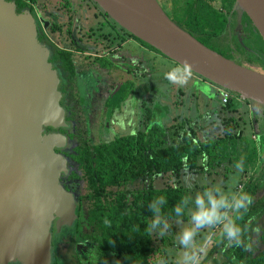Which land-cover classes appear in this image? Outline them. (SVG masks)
<instances>
[{"label":"water","instance_id":"1","mask_svg":"<svg viewBox=\"0 0 264 264\" xmlns=\"http://www.w3.org/2000/svg\"><path fill=\"white\" fill-rule=\"evenodd\" d=\"M118 27L210 87L264 109V75L199 43L167 17L156 0H90ZM264 43V0H235ZM58 79L36 24L0 0V264H50L51 232L71 227L72 196L60 183L65 143L45 129L64 128ZM217 89V92L213 91ZM205 100H208L207 98ZM52 224V225H51Z\"/></svg>","mask_w":264,"mask_h":264},{"label":"trees","instance_id":"2","mask_svg":"<svg viewBox=\"0 0 264 264\" xmlns=\"http://www.w3.org/2000/svg\"><path fill=\"white\" fill-rule=\"evenodd\" d=\"M6 1L14 2L17 8L25 6V0ZM234 2L193 0V4L185 10L186 24L178 26L212 51L211 46L230 32L237 51L258 58L264 68L261 36L246 14H242V22L247 24L245 34L242 36L237 31L242 23L233 10ZM223 10H226V14L222 13ZM248 27L253 31L250 35L256 38L259 48L255 42L248 41ZM235 33L238 37H235ZM245 45L249 49L245 50ZM214 52L237 63L233 58ZM242 67L251 69L249 66ZM230 95L232 99L234 95ZM225 106L229 108L228 104ZM189 121L183 120L165 128L158 126L153 119L147 134L118 139L111 145L94 148L92 154L87 150L80 154L79 163L93 193L87 215L97 235L95 240L98 242L100 264H108L111 256L116 257L119 264H152L153 254L165 252L171 244L168 240H161L163 250L153 246L152 233L145 231L146 224L152 218L148 203L163 196L166 204L161 206L162 212L170 214L178 201L187 195L186 189L181 186L155 189L153 180L159 176L179 178L183 171L216 169L221 166L222 159L228 158L236 150L241 134L231 135L228 125L233 122L232 119L227 121L222 138L204 141L199 140L197 134L187 126ZM202 158H205L204 168L199 165ZM263 181L244 183L243 188L252 195L253 202L238 223L242 227L247 226L245 241L251 245L250 248L232 247L221 239L218 232L217 237L208 240L207 254L201 264H264V191L259 189ZM138 183H142L141 188H137ZM170 221L188 222L187 215L180 218L169 216L167 223Z\"/></svg>","mask_w":264,"mask_h":264},{"label":"flooded vegetation","instance_id":"3","mask_svg":"<svg viewBox=\"0 0 264 264\" xmlns=\"http://www.w3.org/2000/svg\"><path fill=\"white\" fill-rule=\"evenodd\" d=\"M36 1L25 0L23 8L16 6L15 8L17 14H30L36 24L38 42L46 43L50 49L48 62L58 79L59 105L64 111L65 126L57 130L45 129V134H59L65 139L62 148L55 149L54 152L66 161L67 174L61 176L59 181L63 189L72 196L75 204V218L71 227L61 228L58 234H54L53 227L50 229V264H88L89 258L87 261L81 259L83 255L79 253L82 250L80 243L86 244L87 247L93 246L94 256L90 264H100L97 253L98 242L95 240L97 235L90 226L87 215L92 205L93 193L88 186V178L81 169L80 154L86 150L92 154L94 148L111 145L118 139L147 134L153 125L155 113L160 112L166 106L165 101L162 102L165 98L162 91L158 95L160 99L162 98L160 102L153 99V81L157 79L156 84L162 86L161 83L169 81L170 78L176 90L174 97L180 96L179 92L183 82L174 72H171L167 79L163 64L160 63V61L163 62L162 58L167 59L118 27L90 0V2L79 3L83 15L79 11L75 13L73 0H64L63 11L66 14V22L61 26L54 24L53 31H50L48 35L40 31L38 27V16L34 10ZM156 2L176 25L184 24L186 21L185 10L180 18H175L173 13L174 7H177L178 3L183 0H156ZM185 3L188 8L193 4V0H186ZM222 13L226 14V10H223ZM80 15L83 17L79 18ZM242 16L239 20L242 25L238 27L237 31L243 36L245 29L247 30V24L242 22ZM53 18L56 19L57 16L54 15ZM250 31L248 27L246 32L248 36H251L250 33L253 32ZM60 34L65 36L64 40L62 39L63 48L53 42ZM228 34L232 37L230 32ZM235 37H238L237 33H235ZM52 38L54 39L52 40ZM197 82L205 84L200 80ZM82 92L84 93L83 97L81 96ZM217 93L220 97V93ZM83 100L87 101V110L83 108L81 103ZM172 102L174 103L175 100ZM252 106L254 113H246L249 119L246 122L250 124V126L248 124L249 128L253 123L255 131L257 121L260 124L258 113L264 114V109L256 105ZM130 113L132 115H129ZM239 113L245 116V112L239 111ZM252 115H254L253 119ZM79 116L85 122L89 119L102 121L99 122L97 131L102 135V142L91 144L88 138H83L79 144L71 146L75 138L74 130ZM131 116H133V121L125 123L126 119ZM225 123L226 120L220 123L223 132L227 129ZM164 127L168 128L166 124ZM89 131L88 128H85L86 135ZM263 131L264 129H261L257 132L262 133ZM220 136L218 138H222L224 135ZM253 142L255 145V137ZM258 142L256 147L261 148L262 143L264 144V134L260 135ZM263 171L264 164L259 171L252 169V179L249 178L245 183L264 180ZM141 187L142 183H138L137 188ZM259 189L264 191V181L259 184ZM108 264H119V261L116 257L111 256Z\"/></svg>","mask_w":264,"mask_h":264},{"label":"rangeland","instance_id":"4","mask_svg":"<svg viewBox=\"0 0 264 264\" xmlns=\"http://www.w3.org/2000/svg\"><path fill=\"white\" fill-rule=\"evenodd\" d=\"M74 1V6H75V13L79 11V13L81 12L82 14V9H80V5L79 3L82 2H90L89 0H73ZM186 0L183 2L178 3L177 7H174V16L175 18H180L183 15L184 10H186V6L187 4L185 3ZM65 4L64 0H37L35 5H34V10L38 16V27L40 29V31H42L45 34H50V31L52 32V26L54 24H56V26H61L62 24H65V18H66V14H64L63 11V6ZM85 6V5H84ZM219 5H215V7H218ZM89 7V6H88ZM84 9V8H83ZM166 10V9H165ZM168 15L171 16V14L167 11ZM57 16V20L54 17V15ZM83 15V14H82ZM80 15L79 18H82L83 16ZM172 18V16H171ZM184 24H186V21L184 22ZM55 38V37H54ZM52 38V40L54 39ZM63 38H65L64 34H60L58 35V37H56L53 42L56 43L58 45V47L63 48ZM63 39V40H62ZM217 44L214 46H211L212 49H214V51L219 52L222 55H225L227 57H230V59H234L237 63H239L240 65H244V66H249L252 70H254L255 72H258L260 74L264 75V68L261 64V61L258 58H254V57H250L246 54H241L239 51H237V49L235 48V44H234V39L233 37H231L229 34L227 35H223L221 37V39L217 40ZM250 42H255L256 38L254 36H250L249 40ZM42 45V47H44L48 54H49V47L46 43H40ZM250 45L249 43L246 42V45ZM256 44V42L254 43ZM245 45V46H246ZM253 47V46H252ZM256 47L259 48V46L256 44ZM245 50L249 49L246 47H244ZM258 53V52H257ZM162 58V57H161ZM167 59V58H166ZM232 59V60H233ZM163 62L160 61L161 64H163L164 67V73L165 76H167V79L170 75L171 72L176 73L177 75H179V79L182 83V85H186L185 87H181V90L179 92L178 97H174V94L176 92L175 88L173 87V83H171L172 81L170 80V78L168 79L169 81L166 82H162L161 85L156 84V80L153 81V99L157 102H160V99L158 96L159 92L162 91V94H164L167 99L166 102L169 104H172L171 102L175 100V102L178 100V98L180 99V97L182 96V98L180 100L184 101L185 103L189 102L190 98H193L192 101H195V98H199V99H203L205 100L206 98L208 99L207 101H209V97L205 95V93L202 91V89H206L207 91H209V89H211L210 87L206 86L205 84H201L199 82H197L196 78H194V76L188 72H186L184 69H182L180 66L175 65V63H173L170 60H165L164 58H162ZM236 63V64H237ZM182 89H184L185 91H182ZM158 90V91H157ZM195 90V91H194ZM157 93H156V92ZM194 91V97L192 96V92ZM213 91L216 92L217 89L213 88ZM164 92V93H163ZM166 92H168V94H166ZM218 94V93H217ZM81 96H84V93H81ZM238 97L233 96V99H236ZM82 99V98H81ZM163 102V100H162ZM83 104V108L84 110H87V101L83 100L81 102ZM246 103V102H245ZM253 105V104H252ZM240 107V106H239ZM166 110V111H165ZM79 112V111H78ZM167 112V113H166ZM170 112H174V109L170 110L169 107H164L163 109L160 110V112H156L154 115V120L155 123L158 126L164 127L166 124V127H170L172 125H175L177 122H181L183 120H173L172 114ZM176 112V110H175ZM179 113V112H177ZM248 114V113H247ZM246 113H244L245 116H242L240 113L235 112V114H233L232 120L233 122L231 124L228 125V127H230V132L231 135H237V134H242V138H240V143L241 145L236 147V150H234L231 154L229 155L228 158L226 159H222L221 161V166L219 167V169H210L208 168L207 170H203V171H199V170H195V171H183L181 173V175L178 177H174V176H159L157 178H155L152 182V186L155 189H162L168 186L171 187H178L181 186L184 189H186L187 195H193L196 191L200 190L203 186H206L208 184H220L221 187L225 188V190H230V191H235L238 189H242L245 186V182L248 181V179H252L253 176V171L251 172V170H255V171H259L260 168L262 167V164H264V162L262 163V161L264 160V144L262 143L261 148L259 147L258 150V155L252 150V148L255 147L254 142L252 141L253 138L251 137V132L254 134H258L259 136L264 134V131L262 133H258L257 131H260L261 129H264V114L263 113H258L259 114V122L260 124L256 123L255 127L256 130L253 129V123L251 125L250 128H252L251 132L249 131L250 128L248 127V124L246 121L249 120L248 119V115ZM256 114V113H255ZM129 115H132V113H130ZM180 116H182V111H180L179 113ZM205 115V113H204ZM254 115H252V119H253ZM79 120L76 121V127L74 130V134H75V138L72 142L71 146H76L77 144H79V142L83 139V138H88L91 141V144H98L100 142H102V135L97 133L98 131V124L99 122L102 121H98L95 119H89L87 120V122L82 121L81 116L78 117ZM127 121H125V123H127L128 121H133V116L128 117L126 119ZM122 123V122H121ZM221 123H223V120H221ZM209 124L208 120L206 119L205 123L203 121H200L199 117L196 119V121H189V123L187 124L188 127H190L196 134L199 140L204 141L206 139H211L213 140L214 138H218L221 136H217V137H213L210 134L209 128L210 126H207ZM227 125V122L225 123ZM101 125V124H100ZM118 126V124H117ZM116 126V127H117ZM224 126V125H223ZM250 126V124H249ZM100 127V126H99ZM85 128H88L90 131L88 132V135L85 134ZM223 128L221 127L220 130H222ZM100 131V130H99ZM253 134V135H254ZM258 139H260V137L256 136ZM252 138V140H251ZM256 138V139H257ZM255 139V140H256ZM257 139V141H258ZM259 143V142H257ZM238 144V142H237ZM249 145V146H248ZM243 146V147H242ZM244 149H242V148ZM248 148V149H247ZM242 150L243 153H239L238 150ZM262 155L263 159L259 160V156ZM241 157H243L244 159V165H243V170L242 171H237L234 168V163L239 160ZM256 160L258 161V165L256 166V164L254 162H256ZM199 165L204 168L205 167V158H202L199 161ZM204 166V167H203ZM256 166V167H255ZM255 167V168H254ZM210 173V175H208ZM189 185L191 186V188H189ZM188 222H178V221H170L168 222L169 225V229L165 232V235L163 237L157 236L154 232L152 233V239H153V246L163 250V243L164 240L167 242H170V246L168 249H166L165 251L169 252L170 254H173V259H172V264H174V253L177 250V248L179 247L178 242L175 239V234L183 227L187 226ZM218 229H202L200 231V237L201 238H206L207 240H209L211 237L213 238L214 236L217 237L218 235ZM161 240H163L161 242ZM166 243V242H165ZM81 249L79 251L80 255L82 254L83 256L81 257L82 261H87V259L89 258L88 264H90L92 261L91 259L93 258V246L90 245V247H87L86 244H81ZM84 259V260H83Z\"/></svg>","mask_w":264,"mask_h":264},{"label":"clouds","instance_id":"5","mask_svg":"<svg viewBox=\"0 0 264 264\" xmlns=\"http://www.w3.org/2000/svg\"><path fill=\"white\" fill-rule=\"evenodd\" d=\"M243 165L244 159L241 157L234 163V168L239 172L243 170ZM252 202V195L242 189L230 191L225 190L220 184H208L193 195L182 197L171 213L166 214L161 208L166 204V199L159 196L147 205L152 218L146 224L145 231L163 237L169 229L167 223L169 216L180 218L187 215V226L175 234L179 247L174 253V264H201L208 249V240L200 237L202 229L218 228L219 236L228 245L245 250L250 248L251 245L245 241L247 226L242 227L238 221L248 211ZM107 223L105 220V224ZM172 259L173 254L167 251L161 254L154 253L152 264H172Z\"/></svg>","mask_w":264,"mask_h":264},{"label":"crops","instance_id":"6","mask_svg":"<svg viewBox=\"0 0 264 264\" xmlns=\"http://www.w3.org/2000/svg\"><path fill=\"white\" fill-rule=\"evenodd\" d=\"M185 86L186 85H184L183 87H185ZM182 91H185V90L182 89ZM194 91L192 92L193 93L192 97H194ZM181 98H182V96L180 97V99ZM165 99H167L166 96L163 99V101H165V103H166L165 107H169L170 110L174 109V112H170L172 114L173 120H191V121L195 120L196 121V119L199 117L200 121H203L205 123V121L207 119L209 122V124L207 126H210L209 131H210L211 136H213V137H217V136H220L221 134H223V129L220 130L221 120H224V121L226 120V122L229 121L230 119H232L231 116L233 114H235V112H237V111H238V113H239V111H243L245 113L250 112L251 114L254 113V109H253L252 104H249V103L246 104L245 102H242L243 100H241L239 98H236V99L232 98L228 103L229 108H227L224 105H223L224 106L223 107L221 105L219 97H217V99L213 100V101H207V100H203V99L201 100L199 98H197V99L195 98V101H192L193 98H190L188 103H185L184 101H182L178 98V100L176 102H174V103L171 102L172 104L167 103ZM175 110H176V112H175ZM180 111H182V116L179 115ZM177 112H179V113H177ZM204 113H205V115H204ZM249 131L251 132V130H249ZM251 134H252L251 137L252 138L255 137V139L257 138L256 136H259L258 134H254L252 132H251ZM242 137L243 136L241 134L240 138H242ZM252 138H251V140H252ZM257 139L255 140V147L252 148V150L258 155L259 152L257 150L258 148L256 147L257 142H258ZM240 141L241 140L238 141L237 146L241 145ZM242 149H244V148H242ZM238 152L243 153L241 149L238 150ZM261 159H262V155L259 156L258 161L260 162ZM258 161L256 160V162H254L256 164V166L258 165ZM216 169H219V167ZM208 175H210V173Z\"/></svg>","mask_w":264,"mask_h":264},{"label":"built area","instance_id":"7","mask_svg":"<svg viewBox=\"0 0 264 264\" xmlns=\"http://www.w3.org/2000/svg\"><path fill=\"white\" fill-rule=\"evenodd\" d=\"M218 92L220 93L219 100L221 102V105H227L231 100V95L228 92L222 90H219Z\"/></svg>","mask_w":264,"mask_h":264},{"label":"bare ground","instance_id":"8","mask_svg":"<svg viewBox=\"0 0 264 264\" xmlns=\"http://www.w3.org/2000/svg\"><path fill=\"white\" fill-rule=\"evenodd\" d=\"M53 239V238H52Z\"/></svg>","mask_w":264,"mask_h":264}]
</instances>
